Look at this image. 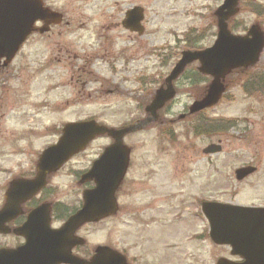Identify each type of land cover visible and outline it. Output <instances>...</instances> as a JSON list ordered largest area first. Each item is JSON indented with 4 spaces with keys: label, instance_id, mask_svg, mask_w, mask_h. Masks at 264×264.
Masks as SVG:
<instances>
[{
    "label": "rangeland",
    "instance_id": "1",
    "mask_svg": "<svg viewBox=\"0 0 264 264\" xmlns=\"http://www.w3.org/2000/svg\"><path fill=\"white\" fill-rule=\"evenodd\" d=\"M222 1L44 0V6L62 14L69 25L52 29L50 36H33L24 46L21 58L32 59L36 76L30 79L19 69L12 71L16 61L8 74L0 73V206L1 186L32 178L39 155L57 142L63 125L95 120L117 129L145 118L144 107L189 43L201 49L213 45V14ZM242 2L245 8L230 21L237 29L232 34L243 36L255 24L264 34V0ZM251 5L259 15L247 11ZM133 7L144 10L142 36L120 26ZM41 62L43 67H36ZM197 68V63L189 65L173 82L175 100L159 111L157 121L124 138L131 154L119 211L90 228L91 237L86 234L91 245L107 242L124 249L127 264L236 261L229 247L209 239L200 203L264 206V95L242 89L253 75L264 74V50L253 68L237 69L227 77L222 100L203 113L207 119L231 123L213 137L193 134V117L178 120L210 82L197 81ZM83 82L84 91L79 85ZM108 145L104 136L95 138L48 177L58 188L56 200L66 206L75 203L74 179ZM209 145L221 151L203 154ZM245 166L255 171L236 181L235 171Z\"/></svg>",
    "mask_w": 264,
    "mask_h": 264
},
{
    "label": "water",
    "instance_id": "2",
    "mask_svg": "<svg viewBox=\"0 0 264 264\" xmlns=\"http://www.w3.org/2000/svg\"><path fill=\"white\" fill-rule=\"evenodd\" d=\"M240 0H223L216 9L217 35L213 45L198 51H183L164 85L158 88L145 108L147 117L136 124L120 129L107 128L94 121L66 124L61 136L53 146L45 149L36 163L32 180H14L6 194V204L0 211V234L5 223L20 215L21 204L32 198L45 184L48 175L57 172L72 157L83 152L90 142L100 136H107L112 144L106 147L100 158L93 162L84 174L82 182H93L95 188L83 196L82 208L65 222L58 231L49 230V215L46 206L29 214L23 228L14 231L23 236L26 243L13 251H0V264H79L69 254L75 244L71 242L74 231L86 223H96L116 214L115 193L124 179L129 165L130 149L123 144V138L140 131L158 119V112L175 98V81L192 63H198L197 71L210 77L204 96L188 108L193 115L213 108L226 92L224 81L237 69H251L260 60L264 50V34L258 25H252L245 35L235 36L228 22L239 12ZM54 17L60 22L59 14L44 9L40 0H0V60L10 62L20 45L34 31L48 30L47 19ZM143 10L134 7L125 13L122 26L142 34ZM36 21L45 25L35 29ZM183 116H180V119ZM220 146L209 145L203 154H216ZM255 171L245 167L235 171L237 181ZM201 212L209 225V238L217 246H229L233 256L243 262L235 263L219 259L216 264H264V208L242 207L231 204L204 202ZM67 251V252H66ZM82 264H126V260L108 248H98L89 263Z\"/></svg>",
    "mask_w": 264,
    "mask_h": 264
},
{
    "label": "flooded vegetation",
    "instance_id": "3",
    "mask_svg": "<svg viewBox=\"0 0 264 264\" xmlns=\"http://www.w3.org/2000/svg\"><path fill=\"white\" fill-rule=\"evenodd\" d=\"M42 1H43V3H45L44 0H42ZM60 20H61L60 22H55L54 17H52L51 19H47L46 21L48 23L47 24L48 31H45L43 33L35 32V33H32L29 37H27L25 42L22 44L21 48L17 51L15 56L12 58V60L7 65L4 66V64H5L4 59H2L0 61V73L8 74L10 69L15 64L14 62L16 61L17 66H15V69L12 71H16L17 69H19L23 75H28L30 79L33 78L34 76H36L35 70L32 69L33 68L32 59H30L29 56H27L25 58H21L22 54L25 53V52H22L23 48L32 40L33 36H40V37H43L44 35L50 36L53 33V31H51L52 29L60 28L63 25H65V26L69 25V22L63 21V17H61ZM121 23H122V21L120 22V26L123 28ZM42 25H45V22L39 21L35 24V28L39 29L40 27H42ZM61 35H62V33H58V36H61ZM47 62H49V61L47 60L44 63V67H48L49 64H47ZM40 64H41V66L36 64V67H43V65H42L43 62H41ZM50 64H51V62H50ZM85 68H86V65L84 66V68H82L83 70L80 68H77L76 71L77 72H80L81 70L84 71ZM68 71L70 72L72 70L68 69ZM77 78H80V76H78ZM72 80H73V76L71 78V81ZM76 82H79V79H77ZM24 83L27 84L26 82H24ZM85 83L86 82L79 84L82 91H84V89L86 87ZM143 84H146V83L143 81ZM114 90L118 91V89H114ZM79 94H81V92H79ZM82 97L79 100H82ZM105 138L109 139L106 136H105ZM109 141L111 144L112 140L109 139ZM100 155H98L97 158H99ZM52 180L54 181V179H46L45 186L39 192H37L32 198H30L25 203L21 204L20 215H18L14 219L10 220L9 222L5 223L4 230L7 229L9 232L6 234H0V239H2V242L0 243V250L13 251V250H16V249H18L24 245L25 239L22 236H18L17 234H14L13 231L20 228L26 222L28 215L33 210H35L37 208H42V207L46 206V209H47L48 215H49V219H50L49 223H50L51 229L60 230L63 227V225L65 224V222L69 219V217L74 215L81 208V206L83 204L82 203L83 194L85 192L90 191L93 188H95L93 182H82L81 179H74V189L76 190V195L74 196L75 197V203L70 205V206H68V205L66 206L65 204L63 205L61 203V201L56 200V196H58L59 191H58V188L54 187L53 183H51ZM123 183H124V181L121 183V185L119 186V188L117 189L116 194H115L117 204H118V196H119V193L122 189ZM9 184H10V182L6 186H5V183L1 186L2 187L1 190H2L3 200L1 201L0 210H2L6 204V194H7L8 188H9ZM72 190H73V188H72ZM119 208H120V205L118 204V209H117V212L114 216L117 215ZM101 222L102 221H100L98 223L83 224V225L79 226L74 231L72 236L70 237L71 242L75 243V244L70 248L69 254H70V257L75 262H77L79 264L89 263L91 261V259L96 255V251H97L98 247H107L111 250L119 252L120 254H122L123 256L126 257V252L124 249L118 250V249L108 245L107 242H103L102 244H99V245H97V244L91 245V244H89V240L85 239L86 234H89V237L92 236L93 230H90V228L100 226ZM235 260L238 262L243 261L242 259H239V258H235ZM61 264H64V263H61Z\"/></svg>",
    "mask_w": 264,
    "mask_h": 264
},
{
    "label": "trees",
    "instance_id": "4",
    "mask_svg": "<svg viewBox=\"0 0 264 264\" xmlns=\"http://www.w3.org/2000/svg\"><path fill=\"white\" fill-rule=\"evenodd\" d=\"M251 2H249L250 4ZM245 8V4L242 2L241 6ZM249 7V9H248ZM247 7V11L251 12L253 14H260L259 9H255L256 7L252 6H248ZM229 28L230 30H237L236 27H233L230 25L229 22ZM188 50H199L201 49L200 47L196 46L195 44H191V42L189 43V45L187 46ZM198 76L197 81H199L198 79H203V80H208L205 77L201 76L200 74H196ZM248 82H246L244 84V86L242 87L243 91L246 94L249 95H253V94H262L264 95V74H255L253 75L249 80H247ZM193 118V134L195 135H204L206 137H213L216 136L217 134H219L221 131H225L227 128H229L231 125L230 121H225L223 119H207L203 116V113H199L197 115L192 116ZM223 131V132H224ZM220 135V134H219Z\"/></svg>",
    "mask_w": 264,
    "mask_h": 264
}]
</instances>
